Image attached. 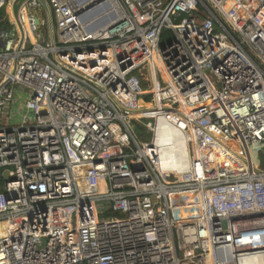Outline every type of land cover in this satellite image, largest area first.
I'll list each match as a JSON object with an SVG mask.
<instances>
[{"label":"built area","instance_id":"built-area-1","mask_svg":"<svg viewBox=\"0 0 264 264\" xmlns=\"http://www.w3.org/2000/svg\"><path fill=\"white\" fill-rule=\"evenodd\" d=\"M36 4L0 30V264H264V0H47L31 42Z\"/></svg>","mask_w":264,"mask_h":264},{"label":"crops","instance_id":"crops-1","mask_svg":"<svg viewBox=\"0 0 264 264\" xmlns=\"http://www.w3.org/2000/svg\"><path fill=\"white\" fill-rule=\"evenodd\" d=\"M26 0H5V3L1 6L4 8V15L0 21H6L4 26L0 27V30L5 32H11L12 34L16 31L17 15L21 5ZM38 4L34 7H30V12L37 21V32L35 34L29 33L30 41L44 40L51 41L56 38V32L53 30L54 19L47 6V0H36ZM28 45V44H27ZM29 46V45H28ZM2 48V41L0 39V49ZM217 147H220L217 145Z\"/></svg>","mask_w":264,"mask_h":264},{"label":"bare ground","instance_id":"bare-ground-1","mask_svg":"<svg viewBox=\"0 0 264 264\" xmlns=\"http://www.w3.org/2000/svg\"><path fill=\"white\" fill-rule=\"evenodd\" d=\"M170 142H172L173 145L169 148H164L165 143ZM156 143L160 146L161 149L159 158L163 168L171 169L173 171H181L185 168L187 160L186 144L183 138L178 135L175 130L168 126L162 127L159 137L156 140ZM220 148L223 149L222 146H220ZM249 148L250 147L245 145V156L248 160V164L251 165L252 156L250 154L251 152H249Z\"/></svg>","mask_w":264,"mask_h":264},{"label":"rangeland","instance_id":"rangeland-1","mask_svg":"<svg viewBox=\"0 0 264 264\" xmlns=\"http://www.w3.org/2000/svg\"><path fill=\"white\" fill-rule=\"evenodd\" d=\"M3 17H1V19H2ZM53 30L56 32V27H55V24L53 25ZM165 42V39L162 41V43L161 44H163ZM141 80H142V85H144V87L145 88H147V87H149V82H148V79H150V75H151V73H150V71H149V69H148V67L147 66H145V65H143V66H141ZM149 89V88H148ZM150 98H151V95L150 96H146V97H144V99L146 100V101H150ZM142 122H143V120H141V121H139V122H132V129H133V132H134V135L138 138V139H140V140H148L149 138H150V136H151V134L144 128V126H143V124H142ZM231 146H233L234 147V150L236 151V152H238V153H240V149L238 148V146H236V145H234V144H231ZM223 148V147H222ZM216 149H218V150H220V151H222L223 153L225 152V150H224V148L223 149H221L220 147H217L216 146ZM250 149V151L249 152H251L250 154H251V156H252V163H255V165H257L260 169H262V170H264V167L260 164V160L261 161H263V157H264V152L263 151H261V149L260 148H255V149H251V148H249ZM203 152H205V150H203ZM225 154H227L226 152H225ZM228 155V154H227ZM230 156V155H229ZM231 157V156H230ZM235 162H236V164H237V167H236V169H238L240 166H241V164H240V162L238 161V160H235L233 157H231ZM260 159V160H259ZM248 161V160H247ZM249 165V164H248ZM240 169H241V167H240ZM242 170V169H241ZM104 188H103V186L102 185H100V190H103ZM103 204H108L107 202H99V203H97V209L99 210L100 209V207H102L103 206ZM102 218V216H100V219ZM105 218H111V216H107V217H104V219Z\"/></svg>","mask_w":264,"mask_h":264},{"label":"trees","instance_id":"trees-1","mask_svg":"<svg viewBox=\"0 0 264 264\" xmlns=\"http://www.w3.org/2000/svg\"><path fill=\"white\" fill-rule=\"evenodd\" d=\"M3 15H4V8L0 7V19ZM5 24H6V21H0V27L4 26ZM215 150H216V160L215 161L217 162L216 164L227 165L231 169L236 170L237 164L229 155L223 153L222 151L218 149H215ZM261 151L264 152V148H262ZM260 164L264 167V157H263V161L260 160Z\"/></svg>","mask_w":264,"mask_h":264},{"label":"water","instance_id":"water-1","mask_svg":"<svg viewBox=\"0 0 264 264\" xmlns=\"http://www.w3.org/2000/svg\"><path fill=\"white\" fill-rule=\"evenodd\" d=\"M36 24H37V21H36Z\"/></svg>","mask_w":264,"mask_h":264}]
</instances>
